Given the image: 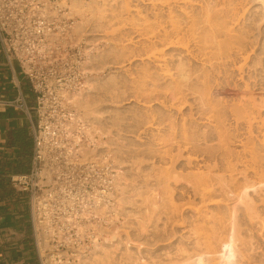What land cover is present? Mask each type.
Wrapping results in <instances>:
<instances>
[{"label": "bare ground", "instance_id": "obj_1", "mask_svg": "<svg viewBox=\"0 0 264 264\" xmlns=\"http://www.w3.org/2000/svg\"><path fill=\"white\" fill-rule=\"evenodd\" d=\"M135 1L137 2L139 0H135ZM141 1L146 3V4L153 5V8H154L153 10L157 9L156 11H158L159 5L166 6V7L168 6L167 10H169V14H168L169 16L167 15L169 18L168 21L160 20V15H161L160 11L154 12L153 16H155L154 19L155 18L156 19L155 20L152 19L154 22H152L151 24L148 25L149 26V27H147L148 30L145 29L146 24H144V26H145L144 29H145L146 33L143 32L144 31L143 28H142L143 31H142V29H139L140 34L145 33L147 35V36H145V34H144V36L146 37V41L147 42L149 41V44H148L149 46H147L148 49L150 48L149 49L150 52L147 53V54L150 53L149 56L147 55L148 59L150 61L152 60V62L156 63V67H158L160 69L159 70L156 68L157 70H154V71H156L157 74H159V75H157L158 78H156L153 69L151 71L150 67H149V63L146 62V65L148 64V66H146L145 69L141 68L143 71H145L143 73L146 74V76L149 78V80H151V78H152L151 82L153 81V84H154L155 78L158 80L159 78L162 77L160 80L163 81V80H166L167 77L168 78L171 77L170 80L171 79L173 80L172 77L175 78V75L178 76L177 80L175 78L174 81L170 82L171 83L170 85H168V83H167L168 86H165L166 83H164L165 87L161 88L164 92H165L164 89H166L170 92L171 99H173L172 96L175 98L174 100H176L177 102L173 101L172 103L176 104V107L178 105L177 104L178 102H179V106H180V104L184 105L186 102H188L187 100H184V98L186 99V96L188 95L186 93V90L187 89L189 90L190 87L194 89V87H193V86H195L194 81H197L198 82L197 84H199L198 87H200V88H198L196 85L195 88L197 87L198 90L193 91L192 89H190L189 92H190V94H192V93L194 94L195 92H197V95H198V93L201 91L200 93L203 94L202 97L200 95L201 98L199 97V99H201V101H199V99L197 101L200 103L202 102L201 104L203 106L205 105L206 109H205V107H202V106L201 107H202V109L206 110V113H205L206 115L203 112H201V109H200V112L203 114L202 116H206V119L208 118L209 121L204 119V117H202L201 119H204L208 123L210 122L211 124H213V127L215 128V129L214 128L212 129V130H214L213 132H215L213 134H212V131H210L211 134H209V132L208 133L205 132L206 134L203 135L204 139H207V141H208V139L211 138V135L215 134L219 143L217 146H212L210 144L211 146H209V147H205V148L202 147L198 143L200 141V139H198L197 137H195L191 133L190 127H187V124H186L187 122L186 123L182 122L185 124L184 125L182 124L183 126H182V129L180 130L181 132H179L180 134H178V131L176 132V130H174V132H173V130H172V132L170 131L171 134H168L170 132H168V133L166 132L168 134L166 136V133L164 132L165 134H162L161 136H163V135H165V136H163L162 138H160V136H159V138H158L159 141L163 140L165 142V144L168 143L169 141H171L170 142V143H172L171 146H174L175 145L174 142H177L176 143L177 144L176 145L177 152H176V154H174V153L170 154L172 151L166 150V148H165V150H166V151L164 150L165 153L164 154L161 153L162 155H160V154H158V155H160V158H162L164 160V159H166V156L169 154L170 156L168 155L169 157L168 156L167 157L170 159V160L168 159L169 162L171 161L174 164V166L172 165V167H174V169H176L175 165H176L177 161H179V159H181V158H185V163L191 167V168L190 167L187 168V169H189L188 172L184 169L185 172L187 173V174L184 173L185 177H183L184 174H181V171L179 172L176 169V171H178V173H179L178 174V173H176V171L171 166H168V167L163 166V167H165L164 168L165 170L162 168L164 170V172H158L159 171V169H158V171H157L158 173L155 172L156 175H154V173H153L152 176H155L154 179L156 182L154 181V183H156L157 186L159 185L158 187H163L165 196L164 195L162 196V194H163V192L161 191L162 188H160V191L162 193L160 191H158L159 188L157 190L155 188L156 192L154 191L152 194L148 193V191H150V190H146L149 195L145 193L146 192L145 189L142 192L143 189L140 190V188H143V186H141V185L144 183L138 182V183H141V184L137 183L138 187L137 188L135 187L136 189L139 190L138 193H137V190L135 188L133 190H135V193L139 194L138 197L142 198V199H137L135 201L131 198L134 195L137 196L136 194H133V191H132L133 187L129 186V187H131V190L129 189V191H132V195H133V196L129 197L127 195V193H129V191L126 192L128 189H126V191H124L125 186H127V185L122 183V181H124L125 177L122 179L120 173L116 174L113 177V184H112L114 187V190L116 189V185L117 186L119 185L120 188L122 187V191L124 193L126 192L125 195H127V196H125L123 194L124 196L121 197V194H120L119 202L121 201L120 202L121 205L119 206L117 204L119 207L112 206L111 204L107 205L105 203L108 194L113 193L114 191L108 192L107 194H105L106 196L102 195V194L95 195L94 201L92 200L89 203V205L87 204V207L84 209V212L82 213V217L84 219V224L83 225L82 224L77 225L78 233L79 234L85 233L84 229L90 228L91 230H97L98 231L97 233H100L103 235L105 234V237H104V241L100 242V239L97 238L99 236V234H97V236H95V234H94V236H95V238L93 240L94 250L91 252V254L85 255L86 254L85 253V254L81 255V253H79V254H76V257H78L80 260L79 264H92V263L95 264L94 262H96L98 264V261H100L102 258V257L100 258L101 255L104 256V254H106L105 257H111L110 255L107 256V252L109 251V249L112 250V247H113V251L115 249H117L120 242H123V240L126 237H127V239L125 242L127 244L128 239H130V237L128 238V235H127L128 233H124V231H120V229H118L119 227L117 228L118 230L113 228L112 231H107L108 229L107 230L105 229L103 223L104 222L109 223V222L115 221V218L119 213V212H117V210H119L122 215L127 216L129 218L131 211L130 210L128 211L127 207L133 208V206H134V208L135 207L139 208V209H137L138 214L145 212L146 210H147L146 212L148 214L143 213L145 215H143V216H141L140 214L138 215V216H141V218H142L140 221L137 220V221H139L138 225H136V226H138V228L136 227L137 230L135 229L136 234H137L136 236L139 237V239L136 241L137 244L139 243L138 244L139 246L136 244L138 246V247H136L138 249V252H137V249H135L136 251H134L133 249H130L129 248L130 246L128 247V244H127V246H125V247H127V249L125 250V253L127 252L125 254L126 255L125 258L127 260H129V263L141 264V261L143 260L142 256L145 255L144 253H142V248L144 246L148 247V246L154 245L156 242L158 243V241L159 242L164 241V240L166 241V239L170 238L171 236L169 235V233L173 234V232H171V231L175 230V229H172L173 226L170 224V222L171 223L173 222L172 224L175 225L176 220H177V222H180V223L182 222L181 224H183V223H187V224H185L184 226H181V225H178V223H177V225L180 226V228H182V230H180L183 232L182 236H180L181 232L179 230H177L176 225H175L176 232L179 231L180 232L179 238L181 237V239L177 240L179 246L177 245L178 248L175 251L177 253V256L176 255L174 256V257H176V261L174 260L175 262H173V261L172 262H162L160 264H228L229 262H234L237 264H247L251 261V259H253L257 255L258 252L255 251V252H257L255 255L254 250H256L257 247L254 248L256 246L254 243L256 240L255 241H254V239L252 240V235H250V233H248L249 230H246L247 228L244 229V227H245L244 223L247 221L248 224L250 222L251 225H252V223L257 224L258 227L260 228L259 230L264 231V196H263V194H264V131L260 130L261 132H263L261 134V137H260L259 134L261 132L257 135L258 132L256 133V128H255L256 127L255 122L258 119V116L260 117L262 115L261 112L264 109V97L257 98L256 95H254L253 92H251L250 89H252V88H249L250 87L249 83H247L245 85L246 86L245 88L241 87L242 88L241 90H239L237 88L240 92L242 91V93L240 96H238V98L234 102H231L230 105L226 104L225 102H222V98H221V100L219 99V100L215 101L214 98L212 96L209 97V94H206V92L207 93L209 92V91H207L208 88H209V90H210V88H214L213 86L212 87L210 86L211 85L210 82H211V78H212L213 74L214 73L216 74L217 70L219 72H221V70H224L226 73H229V70L231 69L230 68L231 65H232V67H234L240 71L239 73L242 76L241 77L242 79H243V73L244 72L249 71V73L251 74V72H250L251 69L253 70V74L255 75L254 78L256 80L258 78L260 79L261 77L264 79V0H247L248 1L247 4H245L246 2H240V1H239L240 2L239 3L238 0H224L222 3H220V4L218 3V5H216L215 7L212 6L213 8H211V6L209 7V5L206 2L208 7L203 8V16L201 18L196 19L197 17L194 18L195 16H193L191 14V17H193L191 19V17L189 16L190 14L188 12H186L188 15L187 16L188 19H186V17H184L186 19V25L184 23L183 24L180 23L181 17L179 18L178 17L179 15L176 17V14L175 15L173 14L174 8L171 6L172 2H174L173 0L172 1L171 0H160V2H158V3H157V1H159V0H141ZM175 1H177V0H175ZM190 1L191 0H182L181 2L189 5ZM194 1H196V0H194ZM212 1H210V2H212ZM214 3L212 2V4H214ZM198 6H199V4H198ZM160 9H161V7H160ZM188 10H189V6H188ZM183 13H185V11ZM246 13L247 14L249 13V16L246 15ZM177 14H179V13H177ZM185 14H181V15H185ZM176 18L180 19V20L178 21ZM184 18H182L183 22L185 21ZM121 19H122V16H121ZM182 20H181V22H182ZM249 21H251V22H249ZM150 22H151V20H150ZM243 22L245 24L243 26H245L246 29L248 27L249 30H242L239 27H238L239 30L236 29V27H235L236 24L240 25V24H243ZM247 22L250 24L248 25ZM137 25L140 26V24H137ZM141 32H143V33H141ZM144 36H142L141 38H143ZM147 38H148V40H147ZM146 41H145V43L147 45ZM90 43H89V45H91ZM92 44H94V43H92ZM142 44H144V43H142ZM160 45L165 47V49H168V48H171V50L175 49V50L179 51V52H177L178 54L179 53L180 54L186 53L187 55L191 56L190 58H194L195 60L197 59V61L200 60L202 62L203 67H201V69H200V68L195 66L196 68H194V69H199V71L197 70V72H198L197 75H194V74H196V72L194 74L189 73L191 71V70L189 71V69H193V68H189L188 65H187L188 68H186V64H185L186 61L184 59H182L183 60L182 61L178 58L179 62L176 61V63L177 62L178 63L175 64L174 66H171L170 62L172 60L170 61V58H171V55L174 52V50L171 51L172 53L168 52L170 54V58H168L170 62H168V59H167L168 53L166 54L165 50L161 49ZM159 46H160V48H159ZM90 50H93V49L88 50L87 54H88V58L90 59V61H89V63H87V65L92 63V56H90V53H89ZM137 55H139V54H137ZM176 56H177V54L175 55V58H176ZM186 56H184V57L186 58ZM180 58H182V55L180 56ZM188 59H189V57H188ZM188 62H189V60L187 61V63ZM193 66L194 65L192 64V67ZM118 68H119V66H118ZM174 70H175V72H174ZM193 70H192V72H193ZM139 71H141V70H139ZM232 71H233V69H232ZM225 72H224V74L227 75V77H228L230 74L228 75ZM154 76H155V78H154ZM159 76H161V77H159ZM147 77H145V79ZM164 77H165V79H163ZM252 77H253V75H252ZM194 78H196V79L194 80ZM216 78L214 75L213 80H216ZM145 79H141V81H143V80L148 81V79H146V80ZM156 79H155V84L157 82H161L160 80L156 81ZM259 79H258V81L260 83H262L260 80H263V79H260V80ZM88 80H87V84H89V86H87L89 89L88 92H85L86 89H83L82 91L75 92V94L71 97H72V102L77 109V112L75 114V123H77L78 121H87V122H89V125H91V127H88L86 130L87 136L90 137L89 138L90 141L82 149L83 150L82 152L86 156L90 155L93 158L94 157L97 158V155H98V152L96 153L97 148L92 149L91 145L93 143V145L96 147L98 143H96L95 136L102 134L104 132L100 131L98 129V127L94 124V118L95 119L97 118L95 116H96V113H99V111L96 110L97 106L95 107V105H97L96 104L97 101L94 102L93 97H89L90 96L89 94L93 91L94 87H92V84H93V83H91L92 80L91 81L89 80V82H88ZM168 80L169 79H167V81ZM213 80H212V83L215 82L217 84V82H218L215 89L222 92L223 91L222 90L223 84H219L218 80H216L217 82L213 81ZM144 81L142 83H144ZM252 81H254V80H252ZM256 83H257V81H256ZM157 84H159V83H157ZM257 84H259V83H257ZM144 85H146V84H144ZM208 85L210 87H208ZM203 86L207 90H204ZM145 87H147V86H145ZM186 87H187V89H186ZM223 87H224V85H223ZM139 89L140 88H138V90ZM161 89L159 90V93H160ZM145 90H146V88H145ZM157 90H158V87H157ZM157 90L154 89L153 92L154 91L156 92ZM191 90L193 91L192 93H191ZM203 90L206 92H204ZM109 91H111V90H109ZM113 91L114 90H112V92ZM132 91H134V90H132ZM140 91L141 90H139V93H140ZM142 91H144V90H142ZM145 92L147 93V91H145ZM153 92H151V93L148 92V94L149 93L152 94ZM164 92H163V94L168 93V92H165V93ZM114 93H116V92L114 91ZM132 93H134V92H132ZM143 93L144 92H142V94ZM185 93H186V95H185ZM109 94H110V92H109ZM129 94H131V93H129ZM211 95H213V94H211ZM109 96H111L110 99L114 98V97H112L113 95H111V94ZM135 96H137V94ZM146 96H148V95H146ZM150 96H153V95H150ZM169 97H167V99ZM164 98H165V96H164ZM167 99H165V100H167ZM183 100L185 102H183ZM218 101H221V102H218ZM174 104H173V106H174ZM188 107H190V106H188ZM98 108H99V105H98ZM179 108H182V106ZM207 111H208V114H207ZM109 112L110 111H108V113ZM227 112H229L231 114V116L235 119V124H236L235 126L236 127L232 131L228 128H225L226 123H225V120L223 119V117L225 116V114ZM201 113H199V114H201ZM154 114H155V112H154ZM199 114H197V115H199ZM101 115H104V114L103 113L100 115L98 114L97 116H101ZM173 115H175V114H173ZM101 117H99V118H101ZM189 119H191V117ZM259 119H261V118H259ZM262 120L264 121V118ZM192 121L194 122L197 120H192ZM198 121H199V119H198ZM263 121H262V123H264ZM193 122H191V123H193ZM160 123L163 125L162 121ZM172 123H174V122H172ZM241 125H246V127H247L246 131L242 132L240 130L239 126H241ZM209 126L211 127V125H209ZM209 126H208V128H209ZM202 133L204 134V132H202ZM168 136H169V138H168ZM172 140H173V142H172ZM232 140L239 141V143L242 144L241 145L243 147L242 151H240V152L237 151L236 153H234L236 150L233 151V149L230 148V144H231ZM160 144H161V142H160ZM214 145H215V143H214ZM162 152H163V150H162ZM149 153H151V152H149ZM99 154H102V153H99ZM152 155H153V153H152ZM142 158H143V156H142ZM141 160L142 159H140L141 163H143L142 161H146V160H142V161ZM181 161H183V160H181ZM134 162H135V160H134ZM136 162H138V161H136ZM138 163H136V164L138 165ZM141 163L138 166L139 170H141V168H140ZM144 163L146 164V162H144ZM149 163H152V164L154 163L153 166L155 168L156 165H155L154 161L153 162L151 161ZM142 166H143V164H142ZM153 166H152V168H153ZM113 168H114V165H113ZM142 168H144V167H142ZM151 170L153 172L156 171L153 169H151ZM144 171H142V172H144ZM152 171H148V172H152ZM173 171H175V172L173 173ZM142 172H141V175H144V173H142ZM251 174H253V175H251ZM136 175H138V174H136ZM145 175H147V174H145ZM148 175H149V173H148ZM147 176H144V177H147ZM182 177L184 178L183 183L185 182V179H186V181H187L186 185L189 187V189L192 192L191 195L194 197V199L199 200V202H197V201L194 202L193 201L194 199H192L191 201H193V202H191L190 199L192 198V196L190 195L191 198H190V196H188L190 198L189 203H191V205H190V207H188L189 209L186 207L188 209V210L186 209L188 211V213L184 214V215L182 213H180V210H178V209H180V208H178L179 205L174 204V202H173V206L170 205V204H172L171 202L173 201L172 200L173 198L172 197H169L170 199L167 198L168 196H172L176 193V192H174V190H172V188H171V192H170V187H172L171 186L172 183L175 182L174 184L179 186L178 183L181 182L180 181L181 179L183 180ZM138 178H143L140 176V173H139ZM150 178L145 181V185L147 186V188L148 187L152 188V186L151 187L149 186ZM127 182H128V179H127ZM154 183H153V185L155 186L156 184H154ZM131 185H133V184H131ZM134 185H136V184L134 183ZM139 185L141 187H139ZM163 185L164 186L166 185L167 188L168 187L169 188L166 189V186L164 187ZM184 185H185V183H184ZM186 185H185V187H187ZM178 186H177V189H178ZM126 188H128V187H126ZM180 188H184V186L180 187ZM173 189H175V188H173ZM168 190H169L170 194H172V195H170L168 193ZM166 191L169 195H167V193H165ZM172 191H173V193H172ZM186 191H187V188H186ZM143 193L146 196H144ZM117 194H119V193H117ZM184 195H186V194H184ZM257 195H259V197H257ZM140 196H142V197H140ZM133 198H135V197H133ZM166 200H167V202H166ZM114 202H116V201H114ZM165 202H166V204H165ZM143 203L146 204L145 209L143 208L144 206H142ZM167 203H168V205H167ZM189 203L187 202V205ZM184 204H186V203H184ZM109 205H111L112 210H110ZM140 205H141V207H140ZM143 209H144V211H142ZM113 210L116 212V213L115 212L114 213L117 214L115 217H113V215H112ZM182 210L185 211L184 209H182ZM134 211H135V209H134ZM135 212H137V211H135ZM179 213L182 214L183 217L181 216V219L184 218L185 219V220L183 219L184 221H180V214ZM131 214L133 215V211ZM136 214L137 213H135V216H136ZM94 217L98 219L97 223L93 222ZM127 217L125 218L126 220H127ZM116 219H118V217ZM178 219H179V221H178ZM169 224L171 225L170 229L168 228L170 226ZM248 224H246V225H248ZM121 227H122V225H121ZM127 228H129V227H127ZM88 229H86V230H88ZM168 229L169 230L172 229V230L170 232H168ZM251 232H253V231H251ZM259 232H261V231H259ZM91 233L93 235L94 232L91 231ZM261 233H259V235ZM174 234L172 236L175 237V239H176L177 236H174ZM263 234L264 233H262L260 236L262 237ZM124 235H125V238L123 237ZM85 236L86 235H84V237ZM173 237L171 238L172 240H173ZM131 241H128V243H131ZM257 242H259V241H257ZM257 242H256V244H257ZM45 243H46V240H44V245H45ZM253 244L255 246H253ZM174 245H175V243H174ZM258 245H259V243H258ZM155 247H157V246H155ZM118 249H119V247H118ZM171 249H174V248L171 246ZM152 251L150 249H146L145 252H146V254L148 253V255H149L152 253ZM109 252L111 253V251H109ZM136 253H139V256H137L138 254H136ZM141 253H142V255H141ZM168 253H170V252H168ZM168 253H167V255H168ZM133 254L134 255L136 254L137 258L134 257L135 259H133V256H134ZM260 255H261V251H260ZM260 255H258V256H260ZM63 256H65V255H63ZM46 257H48L47 254H46ZM65 257H67V256H65ZM143 257H146V256H143ZM174 257H172L171 259H173ZM59 258H60V256H59ZM255 258H254V261L257 262L258 260H255ZM94 259H96V260L94 261ZM256 259H258V257ZM262 259H263V256H262L261 260ZM49 260H51V259H49ZM49 260L47 258V261H49ZM92 261H94V262H92ZM151 261H153V260H151ZM168 261H170V260L168 259ZM107 262H109V261H107ZM256 262H254V263H256ZM263 262L260 261V263H262V264H263ZM47 263H49V262H47ZM53 263H51V264H53ZM67 263H64V264H67ZM105 264H107V263L105 262Z\"/></svg>", "mask_w": 264, "mask_h": 264}, {"label": "rangeland", "instance_id": "obj_2", "mask_svg": "<svg viewBox=\"0 0 264 264\" xmlns=\"http://www.w3.org/2000/svg\"><path fill=\"white\" fill-rule=\"evenodd\" d=\"M125 1L126 2L128 1V2L126 3ZM173 1L175 2V3L172 2V4H171V6L174 8L173 9V14L174 15L176 14V17L179 15L178 17L179 18L181 17L180 19L182 20V18H184V17H186V19H188L187 18L188 15H187L186 12H188L190 14L189 15L190 17H191V14H192L193 16H195L194 18L197 17L196 19H199V18H201L203 16V8L208 7V5H209V7L211 6V8H213L212 6L215 7L216 5H218V3L220 4L224 0H216L217 2L215 0H213V1L212 0H196V1L191 0L190 1L191 3L189 2V5L188 4H184L183 2H181L182 0H179V1L178 0L177 1L173 0ZM210 1H212L213 3L215 2V3L212 4V2H210ZM239 1L240 2H246L245 4L248 3L247 0H238V2ZM158 2H160V0L157 1V3ZM206 2H207L208 5L206 4ZM198 4H199V6H198ZM188 6H189V10H188ZM160 7H161V9H160ZM153 9H154L153 8V5L146 4V3L142 2L141 0H139L137 2L135 0H92L90 3H81V4L76 5L77 12L80 15L82 14L81 17L78 19L77 32H79V35H80V37L82 38V40L84 42L85 48H87V49H93V50H90V52H89L90 53V56H92V63L87 65V63H89V61H90V59L87 58L88 60H86L87 62L85 64V66L86 65L87 66L85 67V69L88 71L87 80L88 79L90 81L92 80L91 81V83H93L92 84V87H94L93 88V91L89 94L90 95L89 97H93L94 102L97 101L96 102L97 105H95V104L94 105H95V107L97 106L96 110L99 111V113H96V116H95V117H97L96 118L97 120L94 118V124L98 127V129L100 131L104 132L102 134H99V135H96L95 136L96 143H98L99 145L97 144V146L95 147L93 145V143H92L91 147H92V149L97 148L96 153L97 152H98V154L99 153H102L103 156H105L106 158H108L111 161L112 165H114V169H115L114 174L115 175L120 173L122 179L125 177L124 181H122L123 184L127 185V186H125V190L124 191H126V189H128L126 191V192H128L129 189L131 190V187H133L132 188L133 194H136L137 196H135V195L133 196L132 195V191H129V193L131 195L129 193H127V195L129 197H131V196L135 197L136 199L133 198V197H131L135 201L137 199H142V198H139L138 197L139 194H137V193H138L139 190L136 189L138 187V184H141L142 182L144 183V184L141 185V186H143V188H140V190L143 189L142 192L145 189V191L146 190H150L151 192L148 191V193L149 194H152L154 191L156 192V190L158 188H159L158 191H160V188H162V190H161L163 192L162 196L163 195L165 196L163 187H158L159 185L157 186V184L154 183V181H155L154 177L155 176H152V174L154 173V175H156L155 172L156 173H158V172H164V170H165L164 168L165 167H163V166H167V167L168 166H171L172 167V165L174 166V164L171 161L169 162V160H170L168 158L170 156L169 154H168L169 156L167 155L168 157L166 156V159H164V160L162 158H160V155H162L161 153L164 154L166 150L172 151L170 154H173V153L176 154V152H177V150H176V145L177 144L176 143L177 142H174L175 145L174 146H171L172 145V143H170L171 141H169L168 143L165 144V142L163 140L162 141L161 140L159 141V139H158L159 136H160V138H162L163 136H165V135L161 136L162 134H165L166 132L168 133L170 131L172 132V130H173V132H174V130H176V132L178 131V134H180L179 132H181L180 130L182 129V126L187 122L186 123L187 124V127H190L191 128V130H190L191 133L195 137H197L198 139H200V141L198 143L202 147L205 148V147H209L211 145L212 146H217L218 143H219L218 142V139L216 138V135L215 134L214 135H211V138L212 139L210 138V139H208V141H207V139H204V136L203 135L206 134L205 132H207V133L209 132V134H211L210 131H212V134L215 133V132H213L214 130H212L214 128L213 127V124H211L210 122L209 123L207 122L209 120H208V118L206 119V116H202L203 114L201 112H203L204 114L206 113V110H205L206 107H205V105L203 106L201 104L202 102L200 103V102L197 101L199 99L200 95H201V97L203 95V94L200 93L201 92L200 91L201 89L199 90L200 92L198 91L199 92L198 95H197V92H195L194 94L192 93L193 91H197L198 88H200V87H198L199 84H197L198 83L197 81H194V84H195V86L197 85L198 88L197 87L195 88V86H193L194 89H195L194 90L193 88L190 87V89L193 90V91L191 90V93L192 94H190V92H189L190 89L188 90L187 87H186V89H187L186 90V93L189 96L187 95L186 96V99L184 98V100H187L188 102H186L184 105H181L180 104V106H179V102L177 103L178 104L177 107L178 106L179 107L182 106V108H179V107L177 108L176 107V104L172 103L173 101L174 102H177V101L174 100L175 98L173 96H172L173 99H171V95H170V92L168 90L164 89L165 92H168V93L163 94L164 91L161 89L162 87L164 88L165 86L170 85L171 84L170 82L171 81H174L175 78L177 80L178 76L175 75V78L172 77L173 80L172 79L170 80L171 77H169V78L167 77L166 80H163V79H165V77H164L162 79L163 81L160 80L162 77L159 76L161 78H159L158 80H160L161 82H157V83H159V84L156 83L157 85L155 84V79L158 78L157 75H159V74H157L156 71H154V70H157L159 68L156 67V63H154V62H152V60L150 61L148 59V56H149L150 53L149 54H147V53L150 52L149 51L150 48L148 49V47H147V46H149L148 45L149 44V41L148 42L146 41V37L145 36H147V35L145 34L146 33L145 32V29L148 30V28H147V27H149L148 25L151 24L152 22H154L152 20L155 17V16H153L154 15V12H159L160 11V14H161L160 15V20H162V21H168L169 20V18H168V16H169L168 15L169 14V10H167L168 9V6L166 7V6H161V5H159L158 11H156L157 9L156 10H153ZM184 11H185L186 14L183 13ZM176 12L179 13V14H177ZM180 13L181 14H185L186 16L185 15H181ZM246 15L249 16V13L248 14L246 13ZM121 16H122V19H121ZM192 18L193 17H191V19ZM149 19L151 20V22H150ZM180 19H177V20L179 21ZM186 19L184 18V20H185L184 22H183V20H182V22L180 20V23H182V24L184 23L186 25ZM244 22H243V24H240V25L236 24V26H235L236 29L239 30V28H240L242 30H249L248 27L246 29V27L243 26V25H245ZM249 22H251V21H249ZM137 24H140V26L137 25ZM144 24H146L145 25L146 28H145ZM247 24L249 25L250 23L247 22ZM142 28L143 29L145 28L144 31H143ZM139 29H142V31L145 32V33L141 32L143 34H140V30ZM144 34H145V36H144ZM142 36H144V37L141 38ZM143 39L147 42V45H146V43H145V41ZM147 40H148V38H147ZM89 43L91 45H89ZM92 43H94V44H92ZM142 43H144V44H142ZM160 46H159V48H160ZM161 49H164L165 52H166V54L168 52L172 53L171 51L174 50V52L171 55V58H170V54L169 53H168V56H167V59L170 58V61L171 60L172 61L174 60L173 62L171 61L172 62L171 63L169 61V59H168V62H170V65L171 66H174L175 64H177L179 62V60H178V58H179L180 60L184 59L186 61V63L184 62L186 64V68H188V66H189V68H193V69L196 68V67H198V68L201 69V67H203L202 62L200 60L197 61V59L195 60L194 58H190L191 56L187 55L186 53L185 54L184 53H182V54L179 53L178 54L177 52H179V51H177L175 49H172L171 50V48L165 49V47H163V46H161ZM137 54H139V55H137ZM176 54H177V56L175 58V55ZM181 55H182V58H180ZM184 56H186V58ZM188 57H189V59H188ZM188 60H189V62H188L189 64L187 63ZM176 61H178V62L176 63ZM146 62L149 63L150 70L152 71V69H153V71L155 73V76H156V78L154 76V78H155L154 79V84L155 85L153 84V81L151 82L152 78H151V80H149V78L146 76V74L143 73L145 71H143L142 69H145V67L148 66V64L146 65ZM192 64L194 65L193 67H192ZM118 66H119V68H118ZM230 68H229L230 69L229 70V73H226L224 70H221V72L223 73L222 74L221 72H219L217 70L216 74L218 76L215 73L213 74V76L211 78V82H210L211 85L210 84L209 85L211 87L213 86L214 88H210V90L208 88V90H207L203 86V89L204 90L209 91L207 93L206 91L203 90L204 92H206V94H209V97L212 96L215 101H217L219 99L221 100V98H222V102H225L226 104L230 105L231 102H234L238 98V96L241 95L242 91L240 92L239 90H241L242 88H245L246 87L245 85L247 83H249V85H250L249 88H252V89H250L251 92H253V94L256 95L257 98L264 97V79L262 77L260 79H263V80H260L259 78L258 79L263 84L260 83L258 81V79L256 80L254 78L255 75L253 74V70L251 69V71H250L251 74L249 73V71L244 72L243 73V79H242L241 78L242 76L240 75V73H239L240 71L238 69L232 67V65H231ZM193 69H189V71L191 70L189 73L190 74H192V73L194 74L196 72V74H194V75H197V73H198L197 70L199 71V69H194V70ZM232 69H233V71H232ZM139 70H141L142 72L139 71ZM192 70H193V72H192ZM174 72H175V70H174ZM224 72L226 74H228V75L230 74V75L227 77V75H225ZM214 75H215V78L217 77L216 80L219 81V84H223L224 85V87L222 85V90H223L222 92L223 93L215 89V87L217 86L218 82L216 80H213ZM252 75H253V77H252ZM145 77H147L146 79H148L149 82L145 79ZM141 79H145L146 81L143 80L144 83H142L143 81H141ZM167 79H169L168 80L169 82L167 81ZM195 79L196 78H194V80ZM87 80H86V86L84 88V89H86L85 92H88V90H89L88 87H87V86H89V84H87ZM89 80H88V82H89ZM158 80L156 79V81H158ZM212 80L213 81H216L217 84L215 82L212 83ZM252 80H254V81L256 80L257 83H259V84H257L256 81L254 82ZM164 83H166V85ZM167 83H168V85H167ZM144 84H146V85H144ZM209 85H208V87H210ZM145 86H147V87H145ZM157 87H158V90H157ZM138 88H140L139 90H141V91L144 90V91H142L144 93L142 94V92L140 91V93H141L140 94ZM145 88H146V90H145ZM153 88L155 90H157L158 92L156 91L157 92L156 93L154 91L155 92L154 93L153 92V90H154ZM160 89H161V91L159 93V90ZM109 90H111V91H109ZM112 90H114L116 93H114V91L112 92ZM132 90H134V91H132ZM108 91L110 92L111 95H113L112 97H114V98L110 99L111 96H109L110 94H109ZM145 91H147V93ZM132 92H134V93H132ZM148 92H150V93L153 92L154 94L153 93L152 94L149 93L150 95H153V96H150L148 94ZM129 93H131V94H129ZM135 93L137 94V96H135L136 95ZM186 93H185V95H186ZM211 94H213V95H211ZM146 95H148L149 97L146 96ZM163 95L165 96V98H164ZM167 97H169V98L167 99ZM165 99H167V100H165ZM184 100H183V102H185ZM199 101H201V99H199ZM218 102H221V101H218ZM165 104L166 105L168 104V105L166 106ZM173 104H174V106H173ZM98 105H99V108L100 109L98 108ZM188 106H190V107H188ZM201 106L202 107H205V109H202ZM200 109H201V112H200ZM108 111H110V112L108 113ZM154 112H155V114H154ZM102 113L104 114V115H101L102 117L101 116H97L98 114L100 115ZM172 113L175 114V115H173ZM199 113H201V114H199ZM197 114H199V115H197ZM207 114H208V111H207ZM261 114L262 115L260 117L258 116V119L255 122L256 123L255 124V126H256L255 127L256 128V133L258 132L257 135L262 130L264 131V129H263L264 128V123H262V121H263L262 119L264 118V109L262 110ZM225 116L223 117V119L225 120V123H226L225 128H228L231 131L234 130L235 127H236L235 126L236 125L235 124V119L231 116V114L229 112H227L225 114ZM99 117H101V118H99ZM190 117H191V119H189ZM202 117H204V119H206L207 121H205L204 119H201ZM259 118H261V119H259ZM198 119H199V121H198ZM192 120H197V121H194L193 122ZM161 121H162L163 125L160 123ZM172 122H174V123H172ZM182 122H185V123H182ZM191 122H193V123H191ZM86 123L88 124L89 127H91V125H89V122L86 121ZM208 124L211 125V127ZM207 125L209 126V128H208ZM239 128H240V130L242 132L246 131V129H247L246 125H241V126H239ZM171 132L168 133V134H171ZM202 132H204V134ZM167 133H166V136L168 135ZM262 133L263 132H261L259 134L260 137H261V134ZM86 136H87V132H86ZM88 138H90V137H88ZM168 138H169V136H168ZM235 141L232 140V142L230 144V148L233 149V151L236 150L234 153H236L237 151L238 152L242 151V148H243L241 146L242 144H240L239 141H236V142ZM160 142H161V144H160ZM172 142H173V140H172ZM214 143H215V145H214ZM165 148H166V150H165ZM162 150H163V152H162ZM149 152H151V153H149ZM152 153H153L154 156L152 155ZM158 154H160V155H158ZM142 156H143V158H142ZM140 159L146 160V161H142L141 160L143 162V163H141L140 162ZM134 160H135V162H134ZM181 160H183V161H181ZM136 161H138L139 163L136 162ZM151 161L152 162L153 161L155 162V165H156L155 168L156 169L153 166L154 163L153 164L152 163H149ZM144 162H146V164ZM168 162L170 164L171 163L172 164L170 165ZM136 163H138V165ZM140 163H141V167H140L141 170H139V167H138ZM142 164H143V166H142ZM152 166H153V168H152ZM142 167H144V168H142ZM175 167H176V169L179 172L181 171V174H184V173L187 174L185 172V170L188 172L189 169H187V168L190 167V166L185 163V158H181V159H179V161H177ZM172 168L174 169V167H172ZM151 169L156 170V171L153 172ZM158 169H159V171H158ZM176 169H174V170L176 171ZM147 170L148 171H152V172H148ZM142 171H144V172H142ZM175 171H173V173ZM178 171H176V173H178ZM141 172L144 173V175H141ZM139 173H140V176L143 177L144 179L143 178H138L139 177ZM148 173H149V175H148ZM136 174H138V175H136ZM145 174H147L148 176L145 175ZM185 174H184V176L183 175L182 176L185 177ZM251 175H253V174H251ZM144 176H147L148 178L147 177H144ZM126 178L128 179V182H127V179ZM149 178H150V180H149L150 181L149 182V186L150 187L152 186V188L154 187L153 189L152 188H149V187L147 188V186L145 185V181L148 180ZM180 181L182 183L181 182L180 183L177 182L179 184V186L178 185H175L174 184L175 182L172 183V185H171L172 187H170V192H171V188H172V190H174V192H176V193L174 195H172V194H170V192L168 190V193L170 195H172V196H168L167 198L170 199L169 197H172L173 198L172 199L173 201L171 202L172 204H170V205L173 206V202H174V204L179 205V207L178 206L177 207L180 208V209H178V208L177 209L180 210V213H182L184 215V214H187L188 213V211H187L189 209L188 207H190V205H191V203H189V202L192 199H194V197L191 195L192 192L189 189V187L186 185L187 184L186 179H185V182L184 183H185V185L187 187H185V185L183 183L184 178H183V180L181 179ZM138 182H141V183H138ZM134 183L137 186L134 185ZM153 183L156 184V185L154 186ZM131 184H133L134 186L131 185ZM129 186H131V187H129ZM141 186L139 185V187H141ZM177 186H178V189H177ZM183 186H184V188H180V187H183ZM126 187H128V188H126ZM119 188H120L119 185L118 186L116 185V189L114 190V192L108 194V196L106 198V202H105L107 205L108 204H111L112 206H116V207H119L121 205L120 204L121 201L119 202V200H120V194H121V197H123L126 194V192L124 193L122 191V187L120 189ZM134 188L137 190V193H135V190H133ZM155 188H156V190H155ZM168 188L166 186V189H168ZM173 188H175V189H173ZM186 188H187V191H186ZM117 193H119V194H117ZM145 193L148 194L147 191ZM165 193H167V191ZM168 193H167V195H169ZM172 193H173V191H172ZM184 194H186V195H184ZM127 195H125V196H127ZM190 195L192 196V198H191ZM144 196H146V195L144 194ZM188 196H190L191 199ZM263 196H264V194H263ZM140 197H142V196H140ZM257 197H259V195H257ZM116 198L117 199L119 198V199L117 200ZM189 199H190V201H189ZM167 200H166V202H167ZM114 201H116V202H114ZM193 201L194 202H196V201L199 202L198 199H194ZM193 201H191V202H193ZM166 202H165V204H166ZM187 202L189 203L188 205H187ZM184 203H186V204H184ZM111 205H109L110 206V210H112ZM141 205H140V207H141ZM145 205L146 204H144V203L142 205V206H144L143 207L144 209L146 207ZM167 205H168V203H167ZM127 209H128V211L129 210L131 211L129 218L127 216L122 215L119 210H117V212H119L118 215L115 214L116 212L113 210L112 211L113 217H115L117 215L116 218L118 217V219L115 218V221L109 222V223L104 222L103 224H104L105 229L106 230L108 229L107 231H112L113 228L114 229H117L119 227L118 229H120V231H124V233H128L127 234L128 235V238L130 237V239H128V241H131L132 240L131 243H128V241H127L128 247L130 246L129 247L130 249H133L134 251H136L135 250V249H137L136 247L139 246L138 245L139 243L137 244V242H136L139 239V237L136 236L137 234H136L135 229L137 230V228H138V226H136V225H138V222L142 219L141 216H143L145 214H148V213L146 212L147 211L146 210L145 212L139 213L141 216H138L139 215L138 214V210H137V209H139L138 207H135V208H134V206H133V208L127 207ZM134 209L137 212H135ZM144 209L142 211H144ZM182 209H184L185 211H183ZM132 211H133V215L134 216H135V213H137L136 216L139 219L136 216L134 217L131 214ZM143 213H145V214H143ZM182 214H180V221H184L185 220L184 218L181 219ZM126 217H127V220L125 219ZM94 219H93V222L97 223L98 222V219L95 218V217H94ZM137 220H139V221H137ZM178 221H179V219H178ZM172 223L170 222V224L173 226L172 229H175V230H172V229H171L172 231L169 230L171 228V225L169 224L170 226L168 227L169 228L168 229V232L171 231V232H173V234L176 232V228L179 231L182 230V228H180V226H178V225L184 226L185 224H187V223L181 224L182 222L180 223V222H177V220H176V224H175L176 225V228H175V225L172 224ZM177 223H178V225H177ZM244 224H245L244 229L247 228L246 230H249L248 233H250V235H252V240L253 239H254V241L256 240L255 243H254L256 246L254 244H253V246H255L254 248L257 247L256 250H254V252L255 251L258 252V253L255 252V255L257 253V255L255 257L256 258L258 257V259H256L255 257L254 258H255V260H258V261L260 260L261 262H263L264 261L263 260L264 259V255H263L264 254L263 253L264 252V238H263L264 237L263 236L264 234L262 235V237L260 235L262 233H264V231L259 230L260 228L258 227L257 224H253L252 223V225H251V223L249 222V224H248L247 221ZM246 224H248V225H246ZM121 225H122L123 228L121 227ZM127 227H129V228H127ZM86 229H88V228H86ZM86 229H84L85 230L84 231L85 233H81L80 234V235H82L79 238L81 240V242H80L81 244H79V243L76 244V249H77L76 250V253L77 254L81 253V255H82V254H85L86 253L85 255H90L91 252L94 250L93 240H94L95 236H97V234H99V236L97 238L100 239V242H103L104 241L105 234L103 235V234L97 233L98 232L97 230H91L90 228L88 230H86ZM91 231L94 232L93 235H92ZM179 231H177L178 233L176 232L177 234L176 233L174 234V236H177L176 239H175V237L172 236L173 234L169 233V235L171 237L168 238V239H166V241L164 240L165 242L164 241H160L161 242L160 243L158 241V243L156 242L157 244L155 243L154 245H151V246H148V247L147 246H144L142 248V253H144L145 255H143V256H146V257H143L142 256V259L143 260L145 259V260L144 261L142 260L141 261V264H147V263L148 264H151V263L152 264H154V263L155 264H160L162 262H172V261L175 262L176 261V257H174V256L175 255L177 256V253L175 251L177 250V248L179 246L177 240L178 239H181V237L179 238L180 232H181V235L180 236H182V233H183L182 231H180V232ZM251 231H253V232H251ZM259 231H261L262 233L259 232ZM259 233H261V234L259 235ZM94 234H95V236H94ZM84 235H87L88 237H84ZM123 237L125 238V235ZM172 237H173V240L171 239ZM126 239H127V237L123 240V242H120L119 241L120 242V244L118 245L119 249H118V247H117V249L114 248L115 249L114 250L115 252L113 251V247H112V250L109 249V251H111V253L108 251L107 252V256L110 255L111 257H105L106 254H104V256H102V255L100 256L99 255L100 258L102 257L101 260L103 259L104 261L103 260L102 261L101 260L100 261L97 260L98 261V264H103V263L105 264V262L107 264H127V263L128 264H131V263H129V260H127L125 258V256H126L125 254L127 253V252L125 253V250L127 249V247H125V246H127V244L125 242ZM82 240H84V241H82ZM172 241L175 243V245H174V243ZM257 241H259V242H257ZM256 242H257V244H256ZM258 243H259V245H258ZM155 246H157V247H155ZM171 246L174 249H171ZM61 249L63 251H60ZM61 249L59 250V248L57 246H53V247H51V249L48 248L47 250H44V248H41V254H42L43 264H49L50 262L51 263L54 262L55 264H64V263H67V262H68L67 264H79L80 263L79 258L76 257L75 255H73L74 252H72V251H69L68 252L67 249H63V248H61ZM146 249H150L151 251L152 250L153 251H152L151 254L148 255V253L146 254V252H145ZM260 251H261V255H260ZM137 252H138V249H137ZM168 252H170L171 254L168 253ZM142 253H141V255H142ZM167 253H168V255L170 254L169 255L170 257L167 255ZM46 254H47L48 257H46ZM52 254L54 255L53 257L51 256ZM136 254H138L137 256H139V253H136ZM136 254L135 255L133 254L134 255L133 256V259L137 258ZM63 255H65L67 257H65ZM258 255H260L261 257L258 256ZM57 256H61V257L59 258ZM262 256H263V259H262L263 261L261 260ZM166 257L167 258L169 257L168 259L170 261H168V259ZM172 257H174L175 259L174 258L171 259ZM47 258H48V260L51 259L52 261L51 260L47 261ZM254 258L251 259V261L253 260L252 262L250 261L247 264H252V263L253 264H259L260 263V261L259 262L258 261L257 262L254 261ZM96 259H94V261ZM150 259L153 260V261H151ZM164 259L165 260L167 259V260L165 261ZM94 261H92V262H94ZM107 261H109L110 263L107 262ZM47 262H49V263H47ZM254 262H256V263H254ZM94 263L97 264L96 262H94ZM228 264H237V263L229 262ZM260 264H262V263H260ZM263 264H264V262H263Z\"/></svg>", "mask_w": 264, "mask_h": 264}, {"label": "built area", "instance_id": "obj_3", "mask_svg": "<svg viewBox=\"0 0 264 264\" xmlns=\"http://www.w3.org/2000/svg\"><path fill=\"white\" fill-rule=\"evenodd\" d=\"M91 1L0 0V44L8 59L18 62L37 99L33 109L17 100L31 117L35 147L31 170L11 178L29 194L42 264L41 248L57 246L76 256L84 209L95 195L114 191L111 161L82 152L90 141L89 126L86 121L75 123L71 97L85 88L88 77L89 49L77 32L82 14L76 5Z\"/></svg>", "mask_w": 264, "mask_h": 264}, {"label": "crops", "instance_id": "obj_4", "mask_svg": "<svg viewBox=\"0 0 264 264\" xmlns=\"http://www.w3.org/2000/svg\"><path fill=\"white\" fill-rule=\"evenodd\" d=\"M17 100L31 109L37 104L27 76L0 44V264H42L29 194L11 178L31 170L35 147L31 117Z\"/></svg>", "mask_w": 264, "mask_h": 264}]
</instances>
